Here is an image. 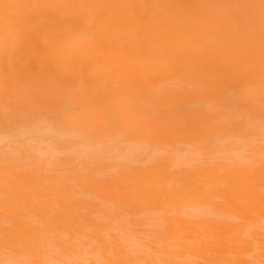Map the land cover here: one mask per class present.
<instances>
[{
	"label": "bare ground",
	"instance_id": "obj_1",
	"mask_svg": "<svg viewBox=\"0 0 264 264\" xmlns=\"http://www.w3.org/2000/svg\"><path fill=\"white\" fill-rule=\"evenodd\" d=\"M204 1L181 5L180 0H141L139 14L122 24L143 38L158 33L149 44L157 53L154 59L170 65L166 56L175 63L170 66L177 67V80L193 86L185 94L166 89L152 96L160 81L149 73L113 84L71 75L60 80L63 72L48 86L42 80L53 69L47 68L27 89L23 83H12L16 77L8 62L14 53L29 52L31 47L10 45L6 33H0L5 41L0 46L1 256L5 252L31 256L50 249L57 240L90 231L100 241L91 240L98 243L97 250L114 252L117 263L108 264H133L130 256L115 251L121 248L114 236L110 242L100 240L102 230H114L131 233L135 240L137 235L159 240L168 257L148 260L154 264H177V249L186 261L197 259L189 250L213 253V259L190 264H217L218 256H226L224 264H236L228 259L240 253L231 252L232 245L250 236L251 226L257 228L252 236L257 241L252 242L264 253V161L247 156L236 162L211 152L213 138L232 136L246 125L239 118L251 113L250 107L236 101L242 100V94L232 87L238 84V67L264 44V5L262 0H221L215 5L217 11L245 12L227 21L213 14L193 20L199 12L196 4ZM3 4L7 5L0 18L3 12L10 16L3 23L21 22L22 0H3ZM151 7L164 10L158 15ZM242 18L249 19L253 39L237 25ZM230 32L235 33L234 43L223 48L221 35L227 39ZM164 43H169V54H164ZM182 53L186 61L201 63L193 75L177 61ZM154 63L149 61L147 67ZM216 81L232 87L222 84L225 89L217 92ZM257 120L253 117L252 123ZM133 122L145 132L131 131ZM149 136L154 138L146 140ZM249 138L243 136V141ZM169 148L173 151L168 155L156 156ZM258 149L254 151L260 155ZM194 151L204 153L193 155ZM187 154L195 157L185 159ZM260 156L264 159V153ZM85 166L92 168L82 173ZM143 212L145 221L139 218ZM166 227L170 235L161 237Z\"/></svg>",
	"mask_w": 264,
	"mask_h": 264
},
{
	"label": "rangeland",
	"instance_id": "obj_2",
	"mask_svg": "<svg viewBox=\"0 0 264 264\" xmlns=\"http://www.w3.org/2000/svg\"><path fill=\"white\" fill-rule=\"evenodd\" d=\"M219 1L221 0L213 2L205 0L202 4H196L199 12L193 14L196 15L193 20L199 15L213 14L219 15L227 21L229 16L240 18V15L245 12V10L217 11L215 5ZM262 1L264 5V0ZM140 2L141 0H22L23 7L19 8V11L23 16L19 23H3L4 19L10 17L3 12L0 18V33H6V43L10 45L21 43L31 47L29 52L21 51L19 54L14 53L9 57V68L14 71L13 77H16L12 83L16 85L23 83L22 85L28 89L29 82L40 79L42 76L41 71L47 68L53 69L51 72L45 73L49 78L45 77L42 80L48 86L53 84L63 72L66 75L60 80H69V75H71L88 79H106L113 84L119 80L141 79L143 73H149L151 78H158L160 81L154 87L153 91L155 93L152 96H158L166 89L177 91V95L193 90L191 84L177 80V67L170 66L175 64L170 58L163 56L165 61L170 64L166 66L161 60L154 59L157 53L153 51L149 44L156 40L157 32L153 34L149 32L146 34L147 38H143L139 32H135L130 27L122 26L128 18L139 14ZM185 2H188V0H180L181 5H184ZM152 3L154 2H145L144 4L150 6ZM5 5L7 4H3V0H1L0 13ZM151 8L156 10L158 15L164 10L157 7ZM203 19H205L204 16L203 18L199 17V20ZM242 19L243 22L237 25L244 26L249 37L254 36L249 19ZM26 27L28 30L24 31ZM162 30L165 31V28H162ZM175 30L172 29L171 32ZM161 34L163 35V33ZM232 35L235 36V33H228L227 39H223L224 35H221L220 45L223 48L232 47L234 43ZM148 38H152V41L149 42ZM251 38L253 39V37ZM5 41L0 40V46ZM162 46L165 48L164 54H169L170 52L166 50L169 43H164ZM259 47L261 48L252 53L248 62L241 63L242 65L238 67L240 73L235 79L241 85L237 86L238 84L233 83L235 87H232L227 82L220 83L216 81L213 83V88L217 92L225 89L222 84L232 87L234 93L242 94V100L236 101L251 109V113L239 118L246 123L245 126L240 127L232 136L226 133L212 139V153L216 156L233 159L236 162L247 156H255L256 161H261V163L264 161L260 156L264 153V44L262 43ZM243 50L247 49L243 48ZM185 55L186 53H182L177 61L182 62L186 70L193 75L197 69H200L201 63L195 60L186 61L184 59ZM55 60L60 61L54 64ZM151 60H154L155 63L147 67L148 62ZM53 67L62 69L58 70ZM108 87L112 91L113 86L111 83ZM247 100L252 101L254 105L246 103ZM153 116L156 117V115ZM253 117H259V120L252 123ZM141 121H143L142 118ZM129 127L131 131L134 129L141 134L145 132L143 127L134 122ZM146 131L152 133L148 128ZM243 136H249L250 138L243 141ZM153 138L150 136L145 137L146 140ZM257 147H259L260 155L254 151ZM172 151L169 148L164 151V154L156 156H166ZM147 152L149 153L148 150ZM194 152L193 155L197 153L203 155L204 153L201 151ZM193 155L187 154L185 159L195 157ZM94 163H97V161ZM173 164L176 163L173 162ZM89 168H92V166H85L82 173ZM98 178L106 179L104 176H98ZM217 201L222 203L221 200ZM132 205L133 203L128 208ZM170 214L165 217L171 218L174 216ZM90 216L92 219H96V216ZM165 217L161 220H164ZM139 218L145 221L147 216L143 212ZM256 229L253 226L249 227L250 236L242 237L241 242L232 245L237 250L233 249L231 252L240 253L236 256L230 254L228 259L235 261L236 264H244L243 262L246 264H264V260L261 258L264 257V253L259 252L257 250L259 246L252 242V239L257 241L256 237H252L256 233ZM167 233L169 234L166 227L164 232H160V236L166 237ZM110 236L116 238L119 244H114L121 248L115 249V251L122 257L130 256L134 261L133 264H145V262L154 264L149 261H154V258L158 257H168L161 246H158L159 240L154 237L137 235L135 240L131 233L123 235L114 230L107 232L102 230L99 234L102 242H110ZM92 238L95 239L94 233L90 231L83 234H74L69 240H57L50 249L45 248L43 252H32L31 256L21 252H5L6 255L1 256L0 252V264L117 263L113 255L114 252H104L103 248L97 250L98 243H93ZM95 240L100 242L97 239ZM262 240L264 241V238ZM147 247L153 249L149 250ZM154 249H158V251H155L157 254L154 253ZM186 252H190L189 254L192 255L196 254L197 259L190 261L180 259L179 257L182 254L180 249H177V264H179V261L184 264H190L191 261L204 263L205 259H213V253H197L195 249ZM225 258L226 256H218L217 261L220 263L217 264H224L222 259ZM211 264H214V261Z\"/></svg>",
	"mask_w": 264,
	"mask_h": 264
}]
</instances>
